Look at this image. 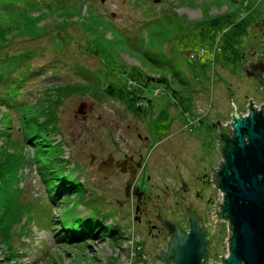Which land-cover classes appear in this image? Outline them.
Returning a JSON list of instances; mask_svg holds the SVG:
<instances>
[{
    "label": "rangeland",
    "instance_id": "rangeland-1",
    "mask_svg": "<svg viewBox=\"0 0 264 264\" xmlns=\"http://www.w3.org/2000/svg\"><path fill=\"white\" fill-rule=\"evenodd\" d=\"M10 3L11 0H0L1 7ZM23 7L17 9L16 16L21 22ZM53 11L52 15L38 19L37 35L44 36L40 42L29 41V31L23 36L30 37L16 38L12 49L19 53L43 47L34 69L51 67L59 59L62 65L55 75L54 70H48L34 75L32 80L26 79L21 88L25 94L18 101L35 104L45 98L43 92L47 87L85 84L81 72L75 69L81 67L102 86L122 88L128 84L140 89L145 103L142 112L134 117L122 103L107 97L95 101L84 92L64 100L57 110L61 135L53 137L61 142V149L46 147L49 156L42 159L55 176L76 177L82 185L76 195L63 194L53 205L37 166L28 164L21 171L18 187L22 203L32 204L31 222L16 240L17 251L12 256L0 242V264H143V260L132 257L130 247L124 246L132 233L140 231L133 217L132 186L141 187L146 193L184 186L186 192H198L202 206L210 209L215 190L208 181L209 175L222 160L215 138L218 130L213 126L217 122L229 124L233 106L243 112L248 99L263 100L254 81L241 71V56L231 61L224 59L229 54L220 51L224 31L243 17L253 21L263 18L264 0H160L157 4L153 0H82V13L72 11L71 19L61 17L62 11ZM213 18L219 19L220 28L209 26ZM148 21L152 23L145 24ZM65 27L66 31H62L66 33V51L53 52L49 35ZM255 33V28L250 27L243 39ZM15 56L7 58L2 54L0 58L8 62ZM160 75L183 91L177 95L183 99L180 104L165 93L164 84L143 79ZM1 79L4 75L0 74ZM2 93L0 88V112L12 117L9 132L13 139L23 140L25 129H19L15 111H6L2 105ZM81 102L87 104L86 115L75 119L74 112ZM2 126L4 123L0 130ZM137 132L150 140L148 152L146 147L142 150L146 173L134 180L118 173L103 177L95 165L98 160L108 151H135L139 145ZM33 154L31 147L24 150L27 160ZM162 162L166 166L159 172ZM79 218L100 220L107 229L101 233L105 238L86 244L56 243L55 239L64 236L63 232H56L71 227ZM226 237L225 231L218 237L211 255L215 264L226 254ZM135 240H141L138 233ZM151 249L152 246L143 247V252L148 256Z\"/></svg>",
    "mask_w": 264,
    "mask_h": 264
},
{
    "label": "trees",
    "instance_id": "trees-1",
    "mask_svg": "<svg viewBox=\"0 0 264 264\" xmlns=\"http://www.w3.org/2000/svg\"><path fill=\"white\" fill-rule=\"evenodd\" d=\"M23 5L20 14L23 17L21 22L16 16H18L17 9H20ZM53 9L62 11L59 13L61 17L66 15L69 17L68 19H71L73 17L72 11L82 13V0H11L10 4L0 6V57L2 54H5L7 58L16 54L13 61L7 62L6 58H0V74L1 76L4 75V79L0 80V88L3 91L1 102L6 111H15L20 126L19 129H25L23 140H14L9 132V130H12V117L5 116V112H0V124L4 123L0 130V242L7 248L9 256L17 251L15 242L21 238L31 222L32 204L22 203V192L18 187L21 180V171L28 164L37 166L39 178L44 183L53 205L56 203L57 197L63 194L76 195L79 186L82 185L76 182V177L55 176L54 172L49 169L42 159V157L49 156L46 147L61 149V142L55 141L53 137L61 135L57 110L64 100L74 95L80 96L84 92L89 93L95 101H101L102 97H107L122 103L124 109L134 117L142 112V104L145 103L140 89L130 88L128 84L127 86L125 84L122 88H116L112 84L102 86L99 81L94 79L93 74L86 73L81 67L75 68L74 66L72 68L81 72L79 74L84 78L85 84H60L47 87L43 92L45 98L38 99L35 104L18 101L19 96L23 94L21 88L24 86L26 79H33L34 75H42L44 71L47 72L48 70H54L52 75H55L62 65V59H59L58 62L54 61L56 66H48L47 68L43 66L34 69L35 61L42 55V49L40 48L43 47L40 46L38 49L19 53H15V50L12 49L16 38L27 40L31 36L29 41L40 42L44 36L39 38L40 36L37 35L38 19L40 20V18H44L49 14L52 15L55 13ZM34 13L37 14L36 17L33 16ZM218 20L213 18L209 21V26L220 28L221 22ZM31 22H35V24L31 25ZM254 22L243 17L241 20L232 22L227 32L224 31L225 40L220 51L223 54L229 53L228 56H224L225 60L238 59L242 55L243 50H239L236 44H239L249 28L253 27ZM151 23L152 21H148L145 24ZM67 28H59L53 35H49V38L52 39L53 52L64 53L66 51V44L63 43V36L66 33L62 30ZM18 31L20 32L18 33ZM29 31H32L30 36H23ZM194 59H199V57ZM143 79L149 83L164 84L166 87L165 93L174 98L175 104H180L183 101L182 97L177 96L183 91L174 88L167 77L162 75L158 77L146 76ZM185 92L190 91L186 90ZM150 103L148 101V104ZM225 133L231 135L232 130L229 129ZM27 147L33 148L34 152L33 157L29 160L24 157V150ZM106 230L104 224L98 219L79 218L72 223L71 227L62 228L59 232H56L57 235L63 232L64 236H59V238H62H57L55 241L56 243L69 245L86 244L105 238L101 236V233ZM113 233L112 230L110 234ZM138 246L141 253L145 254L142 244L139 243ZM136 258L139 259V256Z\"/></svg>",
    "mask_w": 264,
    "mask_h": 264
},
{
    "label": "water",
    "instance_id": "water-1",
    "mask_svg": "<svg viewBox=\"0 0 264 264\" xmlns=\"http://www.w3.org/2000/svg\"><path fill=\"white\" fill-rule=\"evenodd\" d=\"M104 3L106 0H99ZM160 0H153L157 4ZM262 24L264 21L261 20ZM258 26L261 37L264 32ZM264 43L263 41H260ZM253 46V45H252ZM250 47L252 54L247 51L245 55L256 56L247 62L243 59L242 70L246 76L253 77L254 85L260 89L264 98V57L259 53L255 55L256 48ZM250 103V102H249ZM252 104H250L251 106ZM249 106L247 117H241L233 106L231 110L230 126L217 122L213 128L218 133V151L221 162L217 171H213V185L223 193V204L219 213L207 215L208 225H205L207 207H202L201 201H190L183 204L187 217L186 230L183 218L174 215L172 194H170L169 207L171 213L158 212L157 220L167 233V250L157 254L163 259L164 264H215L211 259V252L218 241V221L223 219L229 222V256L222 259L220 264H264V116L262 108L256 112ZM87 104L79 103L75 110L74 118L86 115ZM232 128V134L225 131ZM109 161V159H108ZM98 172L107 174L108 169L101 165ZM140 197V195L138 196ZM178 197V196H177ZM147 200L149 198L147 197ZM218 206V202L216 203Z\"/></svg>",
    "mask_w": 264,
    "mask_h": 264
},
{
    "label": "flooded vegetation",
    "instance_id": "flooded-vegetation-1",
    "mask_svg": "<svg viewBox=\"0 0 264 264\" xmlns=\"http://www.w3.org/2000/svg\"><path fill=\"white\" fill-rule=\"evenodd\" d=\"M261 20L264 21V16L263 18H257V20L253 24V28H255L256 31L254 35H248L245 39L242 38L243 40L241 39L239 44H236V47L239 50H243L240 58L241 67H243L244 57L247 62L250 61V58L256 59V56L250 57L249 55H245L247 51H250V47L252 45L253 48H256L254 50L255 55L259 53L260 57H264V43L260 42L264 40V37H261V32L259 31L258 26L254 27L255 24L259 22V26H261V31L264 32V24H262ZM252 53L253 50L249 52V54ZM241 71L246 75L242 68ZM261 77L262 79H264L263 74L261 75ZM248 79L253 80V77L249 76ZM146 132L148 135L149 131ZM135 134L136 140L139 142V145L135 151L128 154H122L121 152L119 153L115 151H108L106 155L101 157L95 164L97 168L101 165L103 168L108 169L107 174L101 173L103 177H106L111 173H118L127 175L131 180H134L137 177L140 178L144 173H146V164L144 162V154L142 153V150H144V148L146 147L148 152L150 140L147 136H142L141 133L137 132ZM92 159L94 160L93 156ZM91 163L93 164V162ZM165 166V163L162 162L161 166H159V172L163 170ZM132 187L135 198L133 205V217L134 222H136L140 228V231H135V233H138L140 235V242L142 244V247L147 248L148 246H152L151 252L147 256V258L151 261V264H164L163 259L157 253L160 251L165 252L167 250L168 237L167 233L157 220V216L158 212L160 215H163L164 211L169 214L171 213L169 202L167 201L171 200L170 194H172V189L164 187L160 188L157 191L151 189L149 193H146L141 189V187ZM183 189L184 186H180L178 190H173L172 204L175 209L174 215L178 218L182 217V225L185 229H188V226L186 224L187 217L185 215V209L183 208L181 202L185 205L188 202L186 193L189 194L190 201H200V194L198 192L192 194L191 192H189V190L186 192ZM139 195L140 197H138ZM147 197L149 198V200H147ZM213 251L214 249L212 250L211 255L213 254ZM169 264H173V262L170 261Z\"/></svg>",
    "mask_w": 264,
    "mask_h": 264
},
{
    "label": "built area",
    "instance_id": "built-area-1",
    "mask_svg": "<svg viewBox=\"0 0 264 264\" xmlns=\"http://www.w3.org/2000/svg\"><path fill=\"white\" fill-rule=\"evenodd\" d=\"M250 104H252V105L250 106ZM249 106L252 109H254L256 112H260L261 111V107L263 106V108H262V115L264 116V98H263L262 101H259V102H256L253 99H248L246 101L244 111L243 112L238 111L240 113L241 117L244 118V117H247L248 116V114H249ZM230 123H231V121L227 125L230 126ZM227 125H225V126H227ZM185 127H188V125H186ZM230 129H232V128L230 127ZM218 166L216 168H212V170H214V173H215V171H217ZM212 178H213V171L210 172L209 180L208 181L212 185L213 189L215 190V194L214 195L216 197L215 196L213 197L214 198V201L211 200V202H210V209L207 208V212L205 214V216H206L205 225H208L207 215L214 214L215 212L219 213L221 211V207L220 206H222V204H223V193L218 188H216L215 185H213V179ZM217 202H218V206L216 205ZM218 223H219V226H218V237H219L220 233H222V231H225L226 232V235H227V237H226V254L223 255V256H221L219 258L220 263H221L222 262V259H226L229 256V241L228 240H229V237L231 235V231L229 230V222L228 221H225L223 219H220L218 221ZM132 232H133V230H132ZM137 236H136V238H137ZM139 243H141L140 240L136 241L135 240V233H132V237L130 239H126V242L124 243V246L131 248V252H132L131 255H132V257L139 256V260H143L144 261L143 263H146V261L148 260L147 255L141 253V251L139 250L140 247L138 246ZM134 244H135V246H133Z\"/></svg>",
    "mask_w": 264,
    "mask_h": 264
}]
</instances>
